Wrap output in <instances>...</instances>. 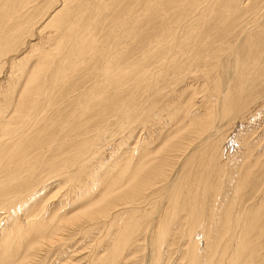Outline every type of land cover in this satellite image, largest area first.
<instances>
[{
  "label": "bare ground",
  "instance_id": "6f19581e",
  "mask_svg": "<svg viewBox=\"0 0 264 264\" xmlns=\"http://www.w3.org/2000/svg\"><path fill=\"white\" fill-rule=\"evenodd\" d=\"M51 1L0 0V264H122L138 230L146 264L177 232L179 264L263 262L264 0Z\"/></svg>",
  "mask_w": 264,
  "mask_h": 264
},
{
  "label": "rangeland",
  "instance_id": "374dc122",
  "mask_svg": "<svg viewBox=\"0 0 264 264\" xmlns=\"http://www.w3.org/2000/svg\"><path fill=\"white\" fill-rule=\"evenodd\" d=\"M34 3L37 4V9L29 12L28 17L36 16L39 11L43 13V9H45L46 5H48L49 9L53 5L52 1L49 2L48 4H45L46 0H35ZM242 13H243V9L241 8V4H240V7L236 11V13H234L233 15L235 17L240 18L242 16ZM261 13L262 12L260 11L259 14H261ZM229 17L231 18V16H229ZM246 19L249 21L252 20V19L245 18L243 20L244 24L246 22H248ZM173 23L175 25L173 27L177 28L178 24L175 22H173ZM173 23H171V21H170V25H173ZM173 27H170L171 32L174 31ZM55 28L56 27H54L51 30H54ZM69 40H70V38H69ZM263 114L264 113H261V115H263ZM263 116H262V118H263L262 120H264ZM236 122H238V120ZM225 123H227V124H225ZM219 124L222 126H226V127L229 125L228 128H225L226 133H228V135L225 138V140H226L225 143L226 144L228 143L227 147L230 148V150H228L229 152L230 151L236 152V150L239 148L240 144L238 142H236V140L232 139L229 136L230 132H231L230 135H232L233 134L232 131L234 130V129H231L233 126L232 122H227V120H224V121H221V123H219ZM261 132H264V121H263V124L260 125L259 128L251 135L252 139H257V140L259 139L258 144H257V149H258V152L261 150V154L264 157V155H263L264 154V141H263L264 140V133H261ZM125 141H127V139ZM198 141H199V139H198ZM259 147L261 149H259ZM116 150L118 151V148ZM183 155L184 154L181 155L182 158H183ZM59 184H60L59 179H57L53 183L51 182L49 184V187L45 190L44 194H45L46 206L48 208L57 204L58 201H60L61 196L67 192L69 185H66V184L59 185ZM64 189H65V191H64ZM256 199H257V196L255 194L253 198L247 200L248 205L253 204L255 202L254 200H256ZM230 200L231 199H228L227 203H224V202L222 203L223 208L228 209V204L230 203ZM68 201L69 200L65 201L66 207L69 206ZM37 207L39 209L41 208L40 203L35 205V208H37ZM63 208H64V206H63ZM4 215H6V214H4ZM21 215H23V214H21ZM78 219H80V218H74V219H68V218L66 219L65 218L64 222L66 225H71L75 221H77ZM140 233H142V232H140L138 230L137 237L135 239L131 240L132 247L130 249H128V251H127L130 253V258L126 259V262H124L122 264H146V255H145L144 248L147 245V241L145 239V236L140 234ZM121 234H123V233L122 232L120 233L119 231L115 232V235L118 238V240H122L124 238ZM68 236H69V238H71L72 237L71 233L68 234ZM182 237H183V232H177V233L171 234L168 237V239H167L168 244L172 243V245L169 246V250L171 251V254H169V255L166 254V256L161 259L162 264H179V261H180L179 258L181 257V255H183V251L181 250V248L183 247L184 242H185L181 239ZM78 239H80V238H78ZM78 242L79 241L76 240V238H75L74 241L70 243V245L72 246L71 248L59 247V248H56L54 251L51 250V254L56 255V256H52L51 258L46 259V260H45V258L47 257V254H46L47 252L46 253L44 252L46 257H44V259L39 258V260H37V262L35 264H46V263L47 264H89V262L92 260V258H90L88 250L82 248L83 244L78 246ZM112 243H114L116 245L118 242L113 240ZM59 258H60V260H59ZM42 260H44V261H42ZM94 264H100V263H99V261L96 260ZM260 264H264V261L261 262Z\"/></svg>",
  "mask_w": 264,
  "mask_h": 264
}]
</instances>
